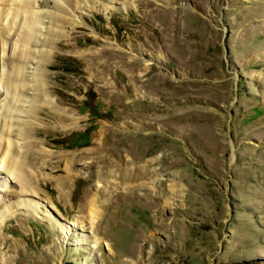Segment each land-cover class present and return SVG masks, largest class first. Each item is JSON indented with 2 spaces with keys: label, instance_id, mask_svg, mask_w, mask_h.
<instances>
[{
  "label": "rangeland",
  "instance_id": "obj_1",
  "mask_svg": "<svg viewBox=\"0 0 264 264\" xmlns=\"http://www.w3.org/2000/svg\"><path fill=\"white\" fill-rule=\"evenodd\" d=\"M59 1L0 264H264V0Z\"/></svg>",
  "mask_w": 264,
  "mask_h": 264
},
{
  "label": "bare ground",
  "instance_id": "obj_2",
  "mask_svg": "<svg viewBox=\"0 0 264 264\" xmlns=\"http://www.w3.org/2000/svg\"><path fill=\"white\" fill-rule=\"evenodd\" d=\"M50 1L53 2V9L62 6L59 0ZM33 2L34 0H0V51L2 54L7 52V55H2L0 60V85H3L6 94L10 93L13 96L10 99V106L5 110L6 114L11 112L15 99L23 101L18 109L20 112L15 114L19 117L13 122L7 117L0 116V171L4 170L10 179L12 177L11 181L22 185L27 181L23 167L24 163H27V152L31 148L29 146L32 145L31 141L26 140L27 134H25L26 129L33 126L31 122L34 121L30 119L31 113L41 108L42 105H55V100L53 101L52 96L45 90L41 72L37 70L39 64H44L48 59L49 49L44 45L49 46L51 41H56L54 38L56 29L48 24L55 25L56 20L63 19L56 10L43 8L44 4L39 5L38 9L31 7ZM43 17L48 19L43 20ZM39 21L41 23L45 21L47 25L38 27L36 23ZM36 25H38L37 28ZM42 26L45 28L43 29ZM41 28L44 33L46 31L47 35H41ZM10 29H12L11 34H9ZM36 29L39 32H35ZM27 61L33 66L27 64ZM27 67L32 70H28ZM2 96L0 92V98ZM56 111H58L56 114L58 117L63 115V109L59 108ZM42 150L38 151L42 153ZM90 202L92 199L88 197L86 204ZM21 203L30 205L29 209L33 207V204L27 200L8 204L0 210V224L6 217L17 212ZM94 214L92 218L95 217Z\"/></svg>",
  "mask_w": 264,
  "mask_h": 264
}]
</instances>
